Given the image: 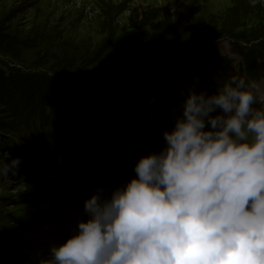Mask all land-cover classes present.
Masks as SVG:
<instances>
[{
	"label": "clouds",
	"instance_id": "obj_1",
	"mask_svg": "<svg viewBox=\"0 0 264 264\" xmlns=\"http://www.w3.org/2000/svg\"><path fill=\"white\" fill-rule=\"evenodd\" d=\"M221 81L212 95L188 88L165 147L85 200L89 218L46 264H264V91ZM20 162L6 154L0 175Z\"/></svg>",
	"mask_w": 264,
	"mask_h": 264
},
{
	"label": "rangeland",
	"instance_id": "obj_2",
	"mask_svg": "<svg viewBox=\"0 0 264 264\" xmlns=\"http://www.w3.org/2000/svg\"><path fill=\"white\" fill-rule=\"evenodd\" d=\"M10 13L11 25L23 35L44 30L85 47L148 34L158 25L180 28L189 35L215 38L219 55L234 62L229 75L238 71L240 47L259 48L264 41V0L255 5L251 0H0V18ZM107 80L95 70L83 82L93 93L104 89ZM255 84L264 91V80ZM182 104L158 100L154 108L174 127ZM83 117L67 111L59 132L44 135L40 146L31 134L11 131L4 136L0 158L7 154L9 162L17 157L21 161L17 175H0V251L13 264H46L52 248L66 243L78 221L89 218L84 213L85 200L99 188L110 196L136 176L126 155L113 151L107 138L88 148L83 145L90 138ZM0 119L8 120L2 115ZM51 121L40 123L37 133L53 130ZM76 137L78 149L73 151ZM157 147L159 153L165 145Z\"/></svg>",
	"mask_w": 264,
	"mask_h": 264
},
{
	"label": "trees",
	"instance_id": "obj_3",
	"mask_svg": "<svg viewBox=\"0 0 264 264\" xmlns=\"http://www.w3.org/2000/svg\"><path fill=\"white\" fill-rule=\"evenodd\" d=\"M13 20L12 13L0 18V115L8 119H0V151L11 131L31 134L40 146L44 135L59 132L63 114L70 111L84 116L82 124L90 131V138L82 139L85 147L107 138L135 168L141 157L165 145L163 132L173 128L167 117L158 116L155 101L183 103L193 85L212 95L220 79L226 83L232 76L234 62L219 55L215 38L180 28L158 25L148 34L85 47L44 30L23 35ZM239 55L236 75L252 83L264 80V41L259 48L240 47ZM95 70L108 80L104 89L91 93L83 80ZM50 120L53 130L38 134L37 126ZM77 143L72 139L73 151ZM0 264H13L3 251Z\"/></svg>",
	"mask_w": 264,
	"mask_h": 264
}]
</instances>
